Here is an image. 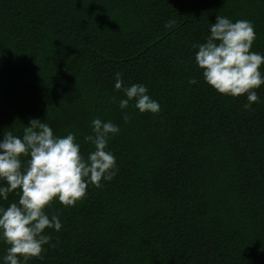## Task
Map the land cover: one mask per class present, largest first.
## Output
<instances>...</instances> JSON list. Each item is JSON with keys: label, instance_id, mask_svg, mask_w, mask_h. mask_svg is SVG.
Segmentation results:
<instances>
[{"label": "trees", "instance_id": "16d2710c", "mask_svg": "<svg viewBox=\"0 0 264 264\" xmlns=\"http://www.w3.org/2000/svg\"><path fill=\"white\" fill-rule=\"evenodd\" d=\"M216 15L251 21L264 55V0H0V133L38 118L86 157L93 118L120 127L116 175L54 199L62 227L26 264H264V85L245 110L204 83L193 45ZM116 72L159 112L121 110Z\"/></svg>", "mask_w": 264, "mask_h": 264}, {"label": "clouds", "instance_id": "9594fccd", "mask_svg": "<svg viewBox=\"0 0 264 264\" xmlns=\"http://www.w3.org/2000/svg\"><path fill=\"white\" fill-rule=\"evenodd\" d=\"M171 23L174 21L169 20L165 27ZM254 40L251 21L216 15L204 42L193 45L194 62L204 83L218 94L245 96V110L259 102L256 89L264 85L260 70L264 55L250 50ZM187 82L193 85L197 80L189 77ZM113 88L126 97L118 101L121 110L127 109L130 101L139 113L160 110L143 83L124 86L120 72L114 74ZM121 119L127 123L129 114L122 112ZM90 129L84 140L92 150L86 157L74 133L56 135L38 118L23 126L22 135L0 133V201L8 200L10 193L18 197L6 206L0 204V241L7 245L0 264H26L30 258H42L44 245L51 240L45 229L58 232L62 227L58 214L45 211L50 203L55 199L72 206L86 195L89 184L99 187L101 180L111 181L116 175V157L108 142L120 127L96 117L90 121Z\"/></svg>", "mask_w": 264, "mask_h": 264}]
</instances>
